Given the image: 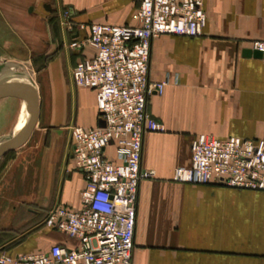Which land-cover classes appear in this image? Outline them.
Returning <instances> with one entry per match:
<instances>
[{
  "label": "crops",
  "instance_id": "crops-1",
  "mask_svg": "<svg viewBox=\"0 0 264 264\" xmlns=\"http://www.w3.org/2000/svg\"><path fill=\"white\" fill-rule=\"evenodd\" d=\"M1 2L14 4L6 11L16 14L6 17L31 7L32 19L52 35L54 52L34 81L39 117L30 137L0 158V250L18 255L54 243L73 246L44 220L58 205L81 207L85 178L71 155V130L98 126L100 118L96 92L74 83L81 55L69 47L64 11L76 24L136 25L140 1ZM204 8L202 35L152 41L149 82L167 84L150 96L148 110L165 129L144 137L141 167L155 174L140 182L132 264H264V191L174 180L177 167L190 165L198 134L264 139V58L245 55L253 40H264V0H204ZM107 153L116 159L114 146Z\"/></svg>",
  "mask_w": 264,
  "mask_h": 264
},
{
  "label": "built area",
  "instance_id": "built-area-1",
  "mask_svg": "<svg viewBox=\"0 0 264 264\" xmlns=\"http://www.w3.org/2000/svg\"><path fill=\"white\" fill-rule=\"evenodd\" d=\"M139 1L136 25L76 24L72 12L64 11L69 47L81 55L74 83L96 92L105 122L72 127L71 155L85 178L81 207L58 205L44 220L76 244L54 243L18 255L0 251V264H132L140 182L155 174L141 167L144 137L165 129L148 110L150 96L167 84L149 82L152 41L160 35L200 36L207 24L204 0ZM89 46L92 55L85 53ZM250 48L264 53V40H253ZM110 146L115 160L107 153ZM174 180L264 191V139L198 134L191 141L190 165L177 167Z\"/></svg>",
  "mask_w": 264,
  "mask_h": 264
},
{
  "label": "rangeland",
  "instance_id": "rangeland-1",
  "mask_svg": "<svg viewBox=\"0 0 264 264\" xmlns=\"http://www.w3.org/2000/svg\"><path fill=\"white\" fill-rule=\"evenodd\" d=\"M6 6L13 10L14 4L0 3V81L20 75L18 79H30L37 83L38 71L54 52L50 45L52 35L46 32L42 22L32 19L35 13L31 12V7L24 9L22 16L6 17L16 14L6 11ZM65 56L69 57L68 49H65ZM40 81L43 83V77ZM28 116L30 104L27 98H0V140L13 135ZM3 250L5 248L0 251Z\"/></svg>",
  "mask_w": 264,
  "mask_h": 264
},
{
  "label": "water",
  "instance_id": "water-1",
  "mask_svg": "<svg viewBox=\"0 0 264 264\" xmlns=\"http://www.w3.org/2000/svg\"><path fill=\"white\" fill-rule=\"evenodd\" d=\"M245 55L254 56L255 58H264V53L251 49L245 50ZM6 96L27 98L32 111V119L26 128L16 137L6 136L1 140L0 158L8 151L20 147L28 140L39 117V93L34 82H9V80H1L0 98ZM99 126H105V122L102 119L99 120Z\"/></svg>",
  "mask_w": 264,
  "mask_h": 264
},
{
  "label": "bare ground",
  "instance_id": "bare-ground-1",
  "mask_svg": "<svg viewBox=\"0 0 264 264\" xmlns=\"http://www.w3.org/2000/svg\"><path fill=\"white\" fill-rule=\"evenodd\" d=\"M19 76L20 75H15L14 76V79H6V80H9V82H18V81H20V82H33L30 79H18ZM31 119H32V111H31V108H30V116H28V119H26V122L20 128H18V130L13 135H11V136L12 137H16L22 130H24L26 128V126L29 124V122L31 121ZM1 140H0V142H1Z\"/></svg>",
  "mask_w": 264,
  "mask_h": 264
},
{
  "label": "trees",
  "instance_id": "trees-1",
  "mask_svg": "<svg viewBox=\"0 0 264 264\" xmlns=\"http://www.w3.org/2000/svg\"><path fill=\"white\" fill-rule=\"evenodd\" d=\"M48 59H49V58H48ZM48 59H47V60H48Z\"/></svg>",
  "mask_w": 264,
  "mask_h": 264
}]
</instances>
